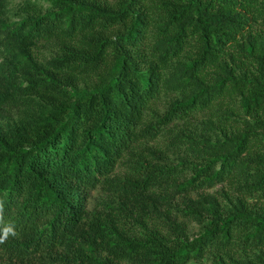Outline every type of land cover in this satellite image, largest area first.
Wrapping results in <instances>:
<instances>
[{"label": "trees", "instance_id": "trees-1", "mask_svg": "<svg viewBox=\"0 0 264 264\" xmlns=\"http://www.w3.org/2000/svg\"><path fill=\"white\" fill-rule=\"evenodd\" d=\"M13 15L0 0V264H264V0Z\"/></svg>", "mask_w": 264, "mask_h": 264}, {"label": "rangeland", "instance_id": "rangeland-1", "mask_svg": "<svg viewBox=\"0 0 264 264\" xmlns=\"http://www.w3.org/2000/svg\"><path fill=\"white\" fill-rule=\"evenodd\" d=\"M23 1L24 0H10V14H11L12 20H16L17 19V17H15L13 15V12L17 8V6L19 4H21V2H23ZM41 52H42V54L44 56H47V57H49L51 55V53H52L51 49H48V48H43L41 50ZM190 226H191L190 228H191V232L192 233L198 232L199 226L197 224L192 223ZM203 264H210V263L209 262H203Z\"/></svg>", "mask_w": 264, "mask_h": 264}]
</instances>
